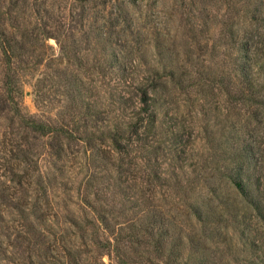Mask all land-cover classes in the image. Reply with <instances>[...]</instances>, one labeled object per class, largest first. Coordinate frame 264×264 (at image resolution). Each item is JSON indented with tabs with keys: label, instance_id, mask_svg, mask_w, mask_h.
<instances>
[{
	"label": "rangeland",
	"instance_id": "1",
	"mask_svg": "<svg viewBox=\"0 0 264 264\" xmlns=\"http://www.w3.org/2000/svg\"><path fill=\"white\" fill-rule=\"evenodd\" d=\"M38 2L34 4L37 9ZM49 2V18L40 19L38 13L28 10L25 14L30 30L45 23L57 38L46 40L50 48L41 67L22 78L20 107L25 115L42 114L34 104L33 86L45 71L44 64L53 69L60 63H71L74 58L68 50L62 52L61 45H72V40L80 37L84 40L80 45L84 56L80 75L91 88L94 110H113L111 116L129 109L110 106L107 86L116 89L123 82L143 77L148 64L155 63L156 53L162 50L157 45L166 50L159 57L161 64L181 74V67L191 63L202 68L209 80L216 70V75H224L234 54L217 40V29L191 31L190 17L176 9L174 0L91 4L88 14L74 8L72 0ZM191 11L188 6L184 9ZM109 55L116 60L113 66L108 63ZM69 66L70 71L76 67ZM181 89L169 88L155 97L159 104L158 135L148 138L145 149L126 143L121 155L115 156L108 144L94 140L90 145L84 140L83 145L69 144L60 161L54 159L49 144L28 136L37 158L28 169L30 178L24 181V190L15 189L6 175L3 156L8 154L2 145L0 125V264H119L102 227L127 222L138 212L129 208L148 204L156 197L163 199L165 209L177 219L172 226L175 239L188 230L197 237L205 228L215 234L205 250L199 247L194 254L186 244L180 250V260L190 262L205 253L204 264H264V226L252 218L251 211L243 209L222 176L229 165V150L237 141L236 132L243 135L241 120L235 121L243 115L228 110L224 97L209 90L186 94ZM49 107L50 115L56 117L54 108L61 105L54 102ZM232 120L234 128L230 126ZM91 124L102 126L99 121ZM16 146L26 148L20 139ZM262 172L264 187V168ZM150 174L158 177L152 179ZM14 202H23V209L12 208ZM186 206H197L202 212L208 207L211 223L193 226ZM135 252H130L126 264L136 263Z\"/></svg>",
	"mask_w": 264,
	"mask_h": 264
},
{
	"label": "trees",
	"instance_id": "2",
	"mask_svg": "<svg viewBox=\"0 0 264 264\" xmlns=\"http://www.w3.org/2000/svg\"><path fill=\"white\" fill-rule=\"evenodd\" d=\"M29 1L0 0L1 141L8 154L5 155L8 157L3 156L6 175H9V181L15 189L24 190L27 187L24 181L30 178L28 169H32V160L37 158L32 145L29 147L28 136L32 135L34 140H43L49 144L54 159L60 161L69 144L78 145L82 142L83 145L84 140L90 145L94 144V140L108 144L110 152L115 156L121 155L126 143L138 145L140 150L145 149L144 144L148 138L158 135L159 104L155 97L160 92H168L169 88L181 89L183 85L186 94L209 90L224 97L228 110L243 115L235 120H241L243 135L236 132L237 141L229 150V165L223 170L222 176L236 192L235 197L243 209L249 213L251 211L252 218L264 226V0H174L176 9L179 8L186 18L190 17L188 26L191 31L198 28L201 32L210 28L217 29V40L234 52L227 71L219 76L216 75L219 70H216L213 79L209 80L202 68L197 69L190 63L181 67L180 74L173 67L161 64L159 57H163L162 53L166 50L158 43L160 46L157 45V48L162 50H158V55L156 53V62L148 64L143 77L133 78L129 83L123 82L116 89L107 86L110 89V106L122 111L129 109L128 112L114 116H111L113 110L106 112L93 108L91 88L80 75V61L84 59L83 48L80 46L84 40L81 37L72 40V45H61L62 52L68 50L71 58H74L70 60L71 63H65V66L60 63L59 67L53 69L46 63L42 76L37 77L40 79L33 86V97L36 108L42 114L31 116L22 112V78L33 75L41 67L45 53L50 48L45 44L46 40H57L46 29L45 23L30 30L25 21L27 10L31 14L38 13L40 19L49 18V0H39L38 9L34 6L38 0H32L34 4H29ZM98 1L101 2L72 0V4L74 8L77 6L80 11L88 14L91 4L104 5L118 0H104L97 4ZM187 6L191 7V13L184 12ZM115 61L108 56V63L112 66L116 64ZM69 65L76 67L70 71ZM54 102L61 105L60 108H54V111H58L56 117L50 115L52 111L49 105ZM94 121H99L102 126L91 124ZM230 126L235 127L234 120ZM19 139L26 148L14 147L15 141ZM141 163L145 164V160H141ZM150 177L153 179L158 176L150 174ZM148 201V204L143 202L129 208V211L134 209L138 212L127 222L114 225L106 223L102 227L103 233L108 234L109 247L113 243L112 249L118 263L126 264L130 252L137 250L134 264H204L205 253L188 262L180 260V250L186 244L193 254L199 247L205 250L206 244L215 234L205 228L197 237L192 230H188L184 236L175 239L172 226L176 225L177 219L165 209L163 199L156 197ZM23 206V202L11 204L12 208L18 210L23 209ZM206 209V212H202L197 206H186V216L193 226L201 222L211 223V211L208 207ZM245 221L244 218L242 222Z\"/></svg>",
	"mask_w": 264,
	"mask_h": 264
}]
</instances>
